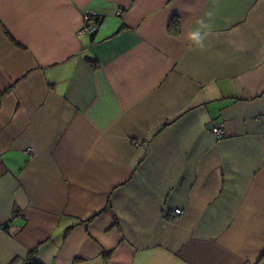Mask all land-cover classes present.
<instances>
[{
  "label": "crops",
  "instance_id": "obj_1",
  "mask_svg": "<svg viewBox=\"0 0 264 264\" xmlns=\"http://www.w3.org/2000/svg\"><path fill=\"white\" fill-rule=\"evenodd\" d=\"M28 256L264 264V0H0V264Z\"/></svg>",
  "mask_w": 264,
  "mask_h": 264
},
{
  "label": "built area",
  "instance_id": "obj_2",
  "mask_svg": "<svg viewBox=\"0 0 264 264\" xmlns=\"http://www.w3.org/2000/svg\"><path fill=\"white\" fill-rule=\"evenodd\" d=\"M99 21L98 13L95 11H91L88 9L83 10L81 15V24L77 30L78 35H84L94 32L97 24ZM212 134L217 138L220 139L224 135V129L221 125H215L211 128ZM181 209L175 208L171 211L172 218L180 215Z\"/></svg>",
  "mask_w": 264,
  "mask_h": 264
},
{
  "label": "clouds",
  "instance_id": "obj_3",
  "mask_svg": "<svg viewBox=\"0 0 264 264\" xmlns=\"http://www.w3.org/2000/svg\"><path fill=\"white\" fill-rule=\"evenodd\" d=\"M211 11L205 14L209 19L212 17ZM195 27L186 33V39L197 47L203 49L205 47L204 40L211 32V25L204 18H200L195 22Z\"/></svg>",
  "mask_w": 264,
  "mask_h": 264
},
{
  "label": "trees",
  "instance_id": "obj_4",
  "mask_svg": "<svg viewBox=\"0 0 264 264\" xmlns=\"http://www.w3.org/2000/svg\"><path fill=\"white\" fill-rule=\"evenodd\" d=\"M106 208H107V206H106ZM30 255H31V253H30ZM104 256H105V255H104ZM23 264H37V263H35L34 261H32L31 257L28 256V257L26 258V261H25Z\"/></svg>",
  "mask_w": 264,
  "mask_h": 264
},
{
  "label": "rangeland",
  "instance_id": "obj_5",
  "mask_svg": "<svg viewBox=\"0 0 264 264\" xmlns=\"http://www.w3.org/2000/svg\"><path fill=\"white\" fill-rule=\"evenodd\" d=\"M216 138V137H215ZM217 139V138H216ZM172 211V210H171ZM182 214V210H181V213H180V215ZM180 215H178V216H180ZM177 217V216H176ZM170 218H172V216H171V213H170Z\"/></svg>",
  "mask_w": 264,
  "mask_h": 264
}]
</instances>
